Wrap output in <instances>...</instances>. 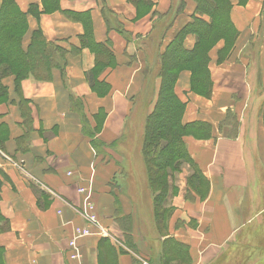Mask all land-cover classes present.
Returning <instances> with one entry per match:
<instances>
[{
  "label": "crops",
  "instance_id": "0c3cea01",
  "mask_svg": "<svg viewBox=\"0 0 264 264\" xmlns=\"http://www.w3.org/2000/svg\"><path fill=\"white\" fill-rule=\"evenodd\" d=\"M16 3L23 12L30 4L40 7L39 0ZM177 3L60 0L58 12L29 17L23 46L40 29L47 42L67 51L66 67L64 74L52 70L49 80L28 76L19 82V95L14 77L3 80L0 227L7 228L0 232L1 264H159L169 240L185 248L187 264H264V0L232 9L238 38L222 62V44L209 53L208 99L191 94L188 72L177 76L182 123L210 126L206 139H183L207 191L189 190L192 170L185 165L165 229L155 222L141 144L133 145V136L157 100L159 57L195 15L192 0H184L182 16L174 15ZM68 12L88 15L94 42L113 53L114 65L96 77L108 84L104 94L88 83L94 54L88 48L71 53L85 29ZM194 44L193 36L185 37L186 50ZM20 99L31 118L26 126ZM23 134L27 139L17 145ZM87 202L112 239L77 240L78 263L70 260L68 243L75 228L86 226Z\"/></svg>",
  "mask_w": 264,
  "mask_h": 264
},
{
  "label": "trees",
  "instance_id": "16d2710c",
  "mask_svg": "<svg viewBox=\"0 0 264 264\" xmlns=\"http://www.w3.org/2000/svg\"><path fill=\"white\" fill-rule=\"evenodd\" d=\"M231 1V0H230ZM245 2L246 0H242ZM60 0H42L41 8L38 4H30L28 10L23 12L20 10L16 0H1L0 6V105L5 103L7 97V87L3 84V80L8 77H14L15 94L19 95V82L28 76H32L37 80H49L52 70H58L64 74L66 67L67 51L59 45L47 42L40 29L34 30L30 34L29 43L26 47L23 46V40L27 32V17L31 16L38 19L41 14L49 11H57L59 9ZM184 0H181L179 6L184 5ZM195 3V15L192 21L179 31L173 41L168 45L163 55L159 57L158 77L160 86L158 90L157 100L154 108L146 117L145 128L143 135V143L141 154L144 160L147 185L150 190L153 200V213L156 224L158 225V217L156 214L158 205V193L153 188V179L151 176L150 166L152 162H156L162 169L179 170V159H182L184 165H188L192 170L191 176L188 178L194 182V187H198L202 180L197 167L191 160L184 138L186 135L181 133H194L195 137H199V130L204 132V136H209L210 126L204 123L183 124L182 116L184 113V104L176 97L174 93V85L180 71L179 67L192 66V75L194 78L191 90L196 89L199 93L205 92L207 98L211 95V81L207 69L208 48L207 43L214 41L217 38L224 40L225 45L221 52L224 56L219 57V62L226 58L229 53V44H234L236 31L230 21L229 13L231 3L229 0H193ZM74 21H79L84 26V33L79 37L80 48L72 47L71 53H77L82 48H88L95 56V68L87 75L90 87L104 94L108 88V84L103 81H96V77L106 68L114 65V56L107 44L95 43L93 40L90 19L85 14L65 13ZM203 17H207L208 21ZM4 29L13 31L12 33H4ZM216 30H220L222 35ZM216 31V33H215ZM230 33L231 35H227ZM191 35L195 38L194 47L191 50H186L183 47V42L186 36ZM229 47V46H228ZM225 49L228 51L225 53ZM221 59V60H220ZM177 71V72H176ZM198 86V88L196 87ZM19 106L23 111L27 106V102L20 99ZM165 108V112L160 117V123L155 126V118L157 113ZM165 113L167 115H165ZM165 115V116H164ZM23 122L21 125H29L31 118L29 110L22 113ZM1 119V115H0ZM165 119V121H163ZM264 124V116H263ZM27 134L17 140V145L23 142ZM188 135H190L188 133ZM193 136V135H192ZM7 139V128L5 124L0 123V150L3 152V145ZM18 150H25L18 146ZM176 159V160H175ZM193 191L192 187H188ZM174 191V189H173ZM174 194V193H173ZM171 193L164 194L165 207L169 208L168 215L165 217V224L171 215V207L169 199L173 196ZM5 221V220H4ZM6 222H3V224ZM159 227V225H158ZM6 225L0 227V232L6 230ZM127 239L129 236L126 237ZM171 248H175L187 260V251L179 242L169 240ZM126 243H130L126 240ZM131 246V245H130ZM167 246V245H166ZM166 246H163L162 257L164 256ZM2 263V250L0 248V264ZM161 264H166V260H161Z\"/></svg>",
  "mask_w": 264,
  "mask_h": 264
},
{
  "label": "rangeland",
  "instance_id": "374dc122",
  "mask_svg": "<svg viewBox=\"0 0 264 264\" xmlns=\"http://www.w3.org/2000/svg\"><path fill=\"white\" fill-rule=\"evenodd\" d=\"M39 1H40V7L39 8H41L42 0H39ZM138 1L139 0H128V2H131L132 5L135 6V7L138 5ZM175 1L176 2L178 1V3H177V6H176V11L174 12V15H176L179 12V17H180V16H182L183 10L185 9V4L181 7V6H179L180 5L179 4L180 0H175ZM229 2L231 3V10H230V13H229V18H230V21H231V17L230 16H231L232 9L234 7L244 8L246 6L248 0H246L245 2H243L242 0H231V1L229 0ZM0 6H1V0H0ZM27 10H28V8H27ZM56 12H58V11H56V10L55 11H49V12H46V13H44L42 15H50V14H53V13H56ZM29 17H31V16L27 17V29H26L27 30V32H26L27 34L29 33V24H28ZM39 17H38V19H39ZM203 18H204V20L208 21L207 17H203ZM34 19H36V18H34ZM38 19H36V20L38 21ZM170 20H172V18H169V20H168V22L166 24H169ZM233 27H234V30L237 33L236 36H235V39H234V41L236 42V40L238 38V32H237V29L235 28L234 25H233ZM216 31L219 32L220 35H222L220 30H216ZM216 31H215V33H216ZM12 32L13 31H11V30L4 29V33H12ZM27 34H26V36H27ZM227 35L230 36L231 34L228 33ZM219 44H222V46L224 47V45H225L224 40L221 39V38H217L214 41H212L210 43L209 42L207 43V46H206L208 48V53H207L208 54V56H207L208 62H207V64H209V60H210L209 59V53L213 49H215ZM228 46H227V48H229V49L231 48L229 50V53H228V55H229L231 50H232V48H234V44L233 45L229 44ZM225 50H226L225 51V53H226L228 50L227 49H225ZM228 55H226V57ZM217 56H218V58L219 57L222 58L224 56V54H223V52L219 51V54L217 53ZM223 60H221V61H223ZM191 70H192V66H189V65L188 66H184V67H179V69H177V71H180L179 74L181 72H188L190 74V92H191V94H193L194 96L200 97L202 99H205V100L208 99L207 95H205L204 91H201V92L198 93L196 91V89L191 90V86H193V84H195V83H193V81H191V79L194 78L193 75H192ZM208 73H209V70H208ZM209 76H210V73H209ZM196 87L198 88V86H196ZM143 107L144 106H142V108ZM164 112H165V108L162 107V109L157 113V116H156V118L154 120L155 125L153 127L158 126L157 122L160 123V117H161V115ZM165 115H167V114L165 113ZM145 120H146V118H144V120H141L140 123L138 122L136 124V127H135V132H134V136H133L134 137L133 145L135 144L136 147H138L141 144V148H142L144 128H145ZM163 121H165V119H163ZM188 133L190 135H188ZM196 133H198V135H199L198 138L206 139V137L204 136V132L203 131L199 130ZM181 134L186 135L185 137H194V133H190V132H185V133H181ZM136 151H137V149H136ZM138 158H139V156H138ZM142 159H143V157L141 156V160ZM142 161H143L142 162V174H143V171H144V175H145L146 174V168H145L144 160H142ZM178 161H179V164L181 166V167H179V170L178 169L177 170L162 169L161 167H159V165L156 162H152L151 166H150L151 176H152V179H153V188L158 193V198H157L158 205H157V211H155V212H156L157 215H159L157 222H158L159 228L161 230L165 229V217L164 216H167L169 214L168 213L169 208L165 207V204H164V200H163L164 199L163 198L164 194L172 192V194L174 193L173 195H175V193L177 191V187L175 186V183H176V180H177V176H178V174H181L182 169L185 166L184 165L185 163H183L182 159H179ZM134 174L136 176L140 175L136 171H134ZM146 176H147V174H146ZM193 183L194 182H191L190 180H188V178L186 179L187 187H190V188L192 187L193 188L192 190L198 196L199 195H204V193H206L207 185L205 183L201 182L198 187H194ZM173 189H174V191H173ZM79 193H82V192H79ZM75 230H76V228L74 229V231ZM87 237H90V236H86V237H82V238H87ZM82 238H80V239H82ZM165 246H166L165 253L163 252L164 256L163 257L161 256V260H166V264H187V262L185 261V258L174 247L171 248V246L169 245V242L167 244H165ZM159 264H161V263H159Z\"/></svg>",
  "mask_w": 264,
  "mask_h": 264
},
{
  "label": "built area",
  "instance_id": "2783aa9c",
  "mask_svg": "<svg viewBox=\"0 0 264 264\" xmlns=\"http://www.w3.org/2000/svg\"><path fill=\"white\" fill-rule=\"evenodd\" d=\"M3 157H5L3 155ZM5 159H7L5 157ZM10 161V159H8ZM78 192H84V189H79ZM82 216L86 221V226L83 228H76L74 231L73 237L70 239L68 246L70 249V260L72 261H79V253H78V248L76 241L79 240L82 237L86 236H92L93 234L95 235H100L103 238H111V235L109 232H107L106 229H103L100 226L97 214L95 212L94 205L91 202H87L84 206V209L82 211ZM95 230V233H93V230ZM79 263V262H78ZM64 264V263H62ZM80 264V263H79Z\"/></svg>",
  "mask_w": 264,
  "mask_h": 264
}]
</instances>
